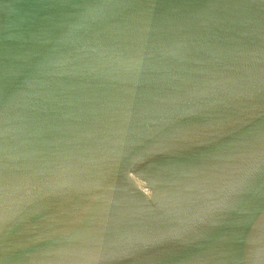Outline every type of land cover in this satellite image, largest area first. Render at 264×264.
<instances>
[{
    "label": "water",
    "instance_id": "1",
    "mask_svg": "<svg viewBox=\"0 0 264 264\" xmlns=\"http://www.w3.org/2000/svg\"><path fill=\"white\" fill-rule=\"evenodd\" d=\"M0 134V264H264L261 0H0Z\"/></svg>",
    "mask_w": 264,
    "mask_h": 264
},
{
    "label": "snow or ice",
    "instance_id": "2",
    "mask_svg": "<svg viewBox=\"0 0 264 264\" xmlns=\"http://www.w3.org/2000/svg\"><path fill=\"white\" fill-rule=\"evenodd\" d=\"M264 5V0H261ZM6 139L3 134H0V193H2L7 186L9 178V169L5 163L6 152ZM177 148H187L193 146L192 138L183 136L177 138L174 142ZM257 153L259 156V163L253 162L250 167L245 171L242 177L237 181L234 189L232 190L233 200H252L254 201L257 196L260 199L261 205L264 206V139L258 145ZM257 176L261 177L259 188L256 186ZM133 179H135L133 177ZM174 239H182L180 236H175Z\"/></svg>",
    "mask_w": 264,
    "mask_h": 264
}]
</instances>
